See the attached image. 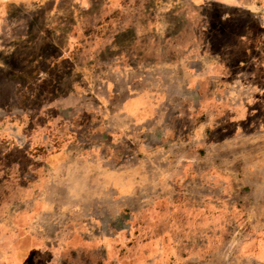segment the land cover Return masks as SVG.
Returning a JSON list of instances; mask_svg holds the SVG:
<instances>
[{
    "label": "crops",
    "instance_id": "0c3cea01",
    "mask_svg": "<svg viewBox=\"0 0 264 264\" xmlns=\"http://www.w3.org/2000/svg\"><path fill=\"white\" fill-rule=\"evenodd\" d=\"M221 2L231 12L227 23L241 20L245 11L251 30L264 26L254 13L263 9L258 0ZM189 4L204 20V1ZM91 6V1L0 0V90L52 91L33 116L22 111L20 125L10 124L13 138L20 139L15 150L32 172L25 186L32 198L10 217L18 237L5 263L48 255L51 243L58 252L44 262L68 250L100 252L103 264H223V235L234 233L238 222L246 235L244 260L264 264V50L250 40L257 35L239 39L247 57L236 72L199 49L177 51L180 56L169 49L147 66L136 53L138 60L128 64L121 48L125 38L117 43L119 68L99 67L91 57L97 53L92 39L85 43L91 34L76 29L87 19L77 17V10L87 14ZM69 11L71 21L65 17ZM63 24L72 32L66 30L60 41L45 37L46 27L58 34L55 27ZM13 26L22 28L20 34H12ZM33 26L35 38L28 33ZM28 46L35 50H23ZM99 69L112 76L100 83L101 92L93 78ZM144 73L158 76L147 87L131 89L130 82ZM5 168L12 170L13 163ZM73 180L79 182L77 194ZM239 187L249 190L238 196ZM50 210L81 219L80 229L88 231V219L99 218L102 228L114 230L90 236L75 229L66 241L52 243L32 228L42 218H54ZM228 243V259L236 261L232 240Z\"/></svg>",
    "mask_w": 264,
    "mask_h": 264
},
{
    "label": "rangeland",
    "instance_id": "374dc122",
    "mask_svg": "<svg viewBox=\"0 0 264 264\" xmlns=\"http://www.w3.org/2000/svg\"><path fill=\"white\" fill-rule=\"evenodd\" d=\"M64 3L78 2V1H91L92 9L87 12V14L82 11V13L77 10V17L87 18L83 25L76 27L79 34L87 33L91 34L88 36L86 45L93 41V46L96 50V54L91 56L98 64L99 67L106 63L110 65L113 64L112 69L119 68L116 64L117 57V43L122 44V39L125 38V44H122L124 49V56L128 64L136 62L138 59L133 58L136 53L141 56V65L147 66L148 59L155 61L152 56H162L164 51L171 49L174 51L176 56L177 51L199 49L204 50L206 56L217 57L222 61H225L226 69H233L231 71L236 72V64L240 61L245 63V58L247 57L246 49H244V44L239 42L242 35H248L254 33L257 35L255 38H250L254 40V47L258 50H264V26L254 27L251 30V16L244 11V15L240 16L241 20H234L231 24L227 23L231 12L223 11V5L221 0H203L205 3V9L203 11L204 20L201 16V10L189 4L192 0H59ZM245 2H250V0H243ZM260 6L263 9L254 10L256 18H260L264 24V0H258ZM121 2H125V8L120 6ZM181 2H185L183 7L178 6ZM188 3V4H187ZM259 5V4H258ZM259 7V6H258ZM69 13L67 21H71L73 15L72 12ZM220 16V17H218ZM218 18H223L226 23L219 24ZM197 20H199L197 27ZM203 21V22H202ZM249 24L250 29L246 26ZM228 26V27H226ZM37 26L29 27L28 33L30 37H36ZM56 32L49 33L46 27L45 37L56 38L60 41L66 30L72 32L71 26L64 24L55 27ZM124 29V31H120ZM256 29V30H255ZM21 27H12V34H20ZM68 31V32H70ZM49 34V35H48ZM78 34V35H79ZM54 36V37H52ZM107 39L106 41H104ZM95 41V42H94ZM108 41V42H107ZM137 43H134V42ZM139 43V44H138ZM36 44L33 42L32 45ZM246 44V43H245ZM252 45L248 43L247 45ZM140 46L138 49H134L133 46ZM31 46V45H30ZM30 46L25 47L23 50L32 52ZM155 46V48H152ZM223 46V48H222ZM20 48V47H19ZM35 48V47H34ZM155 49V50H154ZM48 53L54 52L51 48H47ZM139 51V52H138ZM134 52V53H133ZM87 56H90L87 54ZM106 59V60H103ZM216 59V58H215ZM116 67V68H115ZM110 72H104V70L99 69L94 74V87L99 92L103 91L100 83L108 77H112ZM234 76V74H231ZM158 74H141V80L131 81L129 84L131 89H139L142 87H147L150 78H154ZM116 77V75H114ZM132 78V75L126 74L125 81L127 82ZM120 81V80H118ZM130 81V80H129ZM144 84V85H143ZM126 85V84H125ZM91 91V90H90ZM89 91V92H90ZM124 91V90H123ZM52 98V91L49 90H0V131L3 129L6 123L18 124L20 125V114L22 111L30 116H33L37 109L43 101ZM6 116V117H5ZM14 119L10 121V119ZM16 120V121H15ZM10 126V125H9ZM11 127V126H10ZM14 127V126H13ZM10 130V129H9ZM16 134L15 129L11 128V134H9L8 140L5 137L0 136V264H6L5 259L7 257V252L11 250L14 246V242L18 237L17 230L10 226V217H13L16 212L21 210L22 207L26 206L31 200L30 191L25 188L27 183L26 178H30L32 172L30 170L24 169L27 164L26 157L23 158L19 150H9L4 152V145L11 140L12 143L17 146L20 145V139L17 137L13 138ZM2 135V134H1ZM6 151V150H5ZM13 163V169L5 168L6 162ZM74 163V161L69 160L67 164ZM29 175L26 177V173ZM73 190L74 194L79 191L78 181L73 180ZM237 195H243L248 192L249 187H239ZM83 196V195H81ZM55 217H45L39 221L33 223L34 233L39 232L43 234L46 241L54 242L56 244L61 241H66L68 234L77 229L80 230L84 235L98 236L100 233L106 235L113 232V228L109 227L103 228L100 226L99 218L88 219L90 223L88 231L86 229H80L78 220L76 222L73 217H70L68 213H64L62 217L57 213V211H49ZM87 218L83 219V223ZM98 223V225H97ZM92 224V226H91ZM234 224V223H233ZM97 225V226H96ZM238 228L234 233L223 235V240L226 241L225 247L222 251V255L226 257L223 264H250L243 258L246 250L243 248V239L246 236L243 232V228L238 222L235 223ZM88 227V226H87ZM228 240H232V250L231 255L236 256V261L229 260L230 248L228 249ZM50 246V254L45 256H40L37 253L30 255L29 260L25 264H103V257L100 252L97 253H87L84 251H68L62 250L60 254L54 255L57 260L54 262L43 260L46 258L53 257V253L58 252L56 248H53V244L48 243ZM14 252V258L17 257V248ZM224 252V253H223ZM52 253V255H51ZM57 256V257H56ZM224 260L222 259V262ZM8 263V262H7ZM255 264V263H253Z\"/></svg>",
    "mask_w": 264,
    "mask_h": 264
},
{
    "label": "flooded vegetation",
    "instance_id": "af4514ba",
    "mask_svg": "<svg viewBox=\"0 0 264 264\" xmlns=\"http://www.w3.org/2000/svg\"><path fill=\"white\" fill-rule=\"evenodd\" d=\"M21 115V114H20ZM26 115V114H25ZM15 119V118H14ZM12 123H6L5 126L3 127V129L0 131V136L1 137H5L6 140H8L7 138H9V134H11V127L9 126ZM18 126V125H17ZM10 129V130H9ZM2 134V135H1ZM4 147V152H7L9 150L13 151L15 150L16 146L14 143H12V141L10 140L7 145L2 146ZM6 150V151H5Z\"/></svg>",
    "mask_w": 264,
    "mask_h": 264
}]
</instances>
